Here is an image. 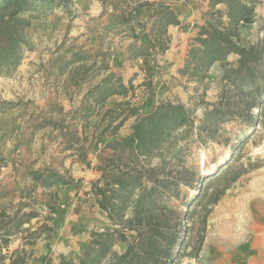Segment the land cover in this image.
<instances>
[{
	"label": "trees",
	"instance_id": "trees-1",
	"mask_svg": "<svg viewBox=\"0 0 264 264\" xmlns=\"http://www.w3.org/2000/svg\"><path fill=\"white\" fill-rule=\"evenodd\" d=\"M71 1L0 0V76H11L20 67L23 54L29 48L27 32L31 22L49 17L57 8L64 9L70 16L68 6ZM261 4L262 0H209V9L202 16V24L195 27L197 35L190 42L183 68L178 71L187 84L183 86L185 91L192 85L199 100L189 96L188 104L172 101L159 103L147 112L131 109L129 113L134 121L129 133L104 144L101 150H95L94 166L88 159V150L91 149V144L86 146L88 138L84 137L78 147L79 140L69 139L62 152L75 150L79 153L77 160L99 174L96 180L89 182L85 196H89L92 204L106 214L108 224L90 230L89 240L81 253L73 260L60 257L59 264H174L187 249L189 257L198 256L212 210L248 168L258 166L231 165L235 158L232 156L214 174L196 178V173L186 165L185 147L193 138L203 143L220 141L227 124L252 127L257 122V115L264 112V18L258 22V31L263 33L258 42L242 45L239 32L242 21L255 17ZM141 5L147 4H138ZM155 17L154 35L157 39L164 36L170 25H180L170 8L156 11ZM132 22L130 15L111 18L106 31H112L116 24L131 25ZM133 38L137 36L133 34ZM61 45L54 51L51 63L60 75L70 66L88 60L83 54L73 53L71 48L60 54ZM167 49V44L157 40L140 48L134 43L129 48V55L143 59L148 80L143 86L150 88L151 79L159 70L156 56ZM68 54L69 59L66 58ZM230 55L237 56V61H229ZM216 64L221 71L222 87L217 102L205 103L206 82ZM95 67V62L90 67L79 66L75 75L82 80ZM100 68L109 70L104 64ZM132 83L130 80L126 86L119 77L109 73L86 93L85 99L100 105L112 95L127 96L133 91ZM8 104L0 101V107ZM197 110H201L203 118L200 125L194 127ZM89 116L90 108L79 116L80 121L87 120ZM48 125L56 126L51 121L35 126L42 129ZM109 128H105L104 133ZM246 141L247 138L237 141L233 146L235 151H241ZM5 165L6 159L0 155V169ZM27 176L44 190L74 183L70 176L51 170L32 171ZM196 182V196L188 205L194 208L192 212H179L172 208L170 203L180 199L182 189H194ZM203 182L211 185L205 195L201 188ZM5 197V191H0V199ZM41 207L49 215L57 213V208L51 203L41 204ZM192 214L198 217L199 227L195 231L196 240L188 246L185 239L188 231L184 223ZM33 219L40 220V224L33 231L25 229L21 239L23 250L32 248L42 237H51L54 233L53 218L44 217L26 203H21L12 216L0 211V264H7L6 259L8 264H27L25 251L12 253L8 258L3 251H7L16 234L23 226L30 225ZM130 233L134 234L133 240L129 239ZM122 245L125 248L118 252L117 247Z\"/></svg>",
	"mask_w": 264,
	"mask_h": 264
},
{
	"label": "crops",
	"instance_id": "crops-1",
	"mask_svg": "<svg viewBox=\"0 0 264 264\" xmlns=\"http://www.w3.org/2000/svg\"><path fill=\"white\" fill-rule=\"evenodd\" d=\"M208 2L209 0H72L68 8L71 11L70 22L63 28V31H47V35L59 38L56 47L62 44L60 54L65 49L71 48L73 53L83 54L87 56L88 60L82 64L70 66L63 75H60L57 69L52 67L53 56L48 60L49 66L45 67L46 72L42 81L62 82L64 85L65 80L70 79V81L77 83V89H75L72 96L68 94V97L65 96L66 94L60 96L61 93L58 91L57 100H55L53 93L43 94L42 96L35 94L32 98L33 104L35 108H41L40 111L42 112L34 115L35 122H30L28 126L30 128L29 134L32 137H35L39 132L46 131L47 133L49 130L50 135L54 136L52 142L58 145V150L62 153L60 154L61 158H58L60 163L58 167H55L52 162L55 158H35L27 163L26 159L12 160V158L7 157L6 165L0 169V178L4 177L0 191H5L6 194L5 198L0 199V211L12 216L21 203H26L34 208L30 202L35 201L36 194L38 196L39 194L46 195L50 192L61 191L65 192L64 195L67 194L70 197L68 199H72L74 196L75 199H78L83 190L84 203L82 210L84 212L73 216L69 213L67 216L57 208V217L53 218L52 223L54 233L51 237H42L32 248L25 247L23 250L21 239L26 233L25 229L30 228V231L36 229L32 227V224L38 220L33 219L30 225L23 226L21 231L9 243L7 251H4L7 258L12 253L19 254L29 249L30 257L26 260L27 264H59L60 257L73 260L81 253L86 241L89 240L90 230L102 228L108 224L106 214L92 204L89 196H85V191L89 190V186L87 188L82 187L85 184L89 185L90 181L96 180L99 174L80 163L77 160L79 153L75 150L62 152V149L68 144L69 139L79 140L76 146L78 147L82 144L84 137H87L86 146L91 144V149L88 150V159L91 161V165L94 166L96 164L94 143L97 142H94V133L97 131L100 133L101 128L104 126H108L110 127L109 130H112L121 123L118 129L112 130L110 139H107L108 137L105 134L106 138H101L100 143L106 144L119 139V137L126 136L129 133L130 125L134 121L129 113L131 109H136L138 112H147L157 106L158 97L156 94L152 95L156 88H160L165 79L173 80L177 87L182 84L184 80L180 78L178 71L183 68L190 42L198 32L192 24L189 25L187 22L195 19L197 25H201L203 14L209 9ZM143 3L147 5L138 6V4ZM262 6L263 0L256 10L255 17L246 18L242 22L257 18L258 10ZM166 8H170L175 13L180 25H170L164 36L157 39L154 35V27L157 25L155 12ZM56 12H58L57 9L54 10L53 14ZM122 15L132 17L133 22L131 25L116 24L112 31L107 32L106 28H108L110 19ZM261 18H264V16ZM37 21L42 20L32 21L29 29L34 27ZM133 34L137 36L136 39L133 38ZM154 40L167 44L168 49L162 55L156 56L159 70L151 79L150 92L146 95L140 108H131L133 106L132 92H129L127 96L112 95L100 105L92 104L85 99L86 93L100 84L101 80L109 73H113L117 78L119 77L126 86L130 80H133V90L142 89V84L148 81L143 69V59L132 57L129 55L128 50L134 43L137 48H140L143 44H152ZM66 58L69 59L70 55L68 54ZM227 59L236 62L237 56L230 55ZM93 62L96 63V67L84 79L80 80L75 75L76 69L82 65L90 67ZM102 64L107 66L109 70L106 71L100 68ZM216 65L211 70H214ZM181 102L186 103L185 101ZM56 103L58 106L54 105ZM186 104H188V99ZM88 108H90L89 118L80 121L79 116ZM197 112L198 110L195 114ZM55 114H59L63 118L62 122L50 118ZM48 121L55 123L56 126L48 125V127L42 129H37L35 126ZM49 170L70 176L74 183L67 187L54 186L49 190H44L27 176L32 171ZM88 177H91L92 180H89ZM10 180L9 183H12V186L9 183L6 184ZM75 184H77V187H75ZM24 188L32 189V196L28 197L27 190ZM85 206L87 208H84ZM85 209L87 211L91 209L92 214L85 212ZM246 214L249 220L246 222V230L249 233L246 240L241 242L237 235L231 234L233 239L230 237L231 239L226 242V246L222 244L216 246L218 255L214 258L213 264H264V204L258 205V208L250 205V210ZM58 216L61 217L58 219ZM39 224L40 220L37 226ZM54 236L56 238H53ZM5 262L9 263L7 259Z\"/></svg>",
	"mask_w": 264,
	"mask_h": 264
},
{
	"label": "rangeland",
	"instance_id": "rangeland-1",
	"mask_svg": "<svg viewBox=\"0 0 264 264\" xmlns=\"http://www.w3.org/2000/svg\"><path fill=\"white\" fill-rule=\"evenodd\" d=\"M58 9V12L54 13L51 17L37 21L34 27L28 28L27 40L29 48L23 54L20 67L11 76H0V101L10 103L0 107V155L5 159L7 157L12 158V160L26 159L27 163H29V161L35 158H55L52 161L53 165L55 167L59 166L60 161L58 158H61L60 154L62 153L58 150V145L52 142L54 136H51L48 130L47 133L46 131L39 132L35 137H32L29 134L30 128L28 126L30 122H35L33 116L42 112L40 111L41 108H35L33 104L34 101L32 98L35 94L42 96L43 94L53 93L55 100H57L58 91L61 93L60 96L66 94L65 96L68 97V94L72 96L75 89H77V83H74L72 80L70 81V79L68 81L65 80L64 85L62 82L42 81L46 72L45 67L49 66L48 60L54 55V51L57 48L56 43L59 40L58 37L50 36L46 33L49 30L52 32L56 30L63 31V28L70 22V16L65 14L64 9ZM257 16L255 19L241 23L239 32L242 45L244 46L252 45L263 37V33H259L258 31V22L264 16V0L263 6L258 10ZM187 24H192L194 28L198 26L195 19H191ZM220 77L221 71L219 66L217 67L216 65L215 69L211 70L208 75L209 79L206 82L208 90L206 93L207 97L204 100L205 103L217 102L218 94L222 87ZM183 86H187L185 81H182V84L177 87L173 80L169 81L165 79L160 88L154 90L152 96L156 94L158 104L172 101H185L187 103L189 96H195L197 98L196 100H199L192 85L188 86L187 91H185ZM149 92L150 89L145 86L142 89L133 90L131 94L133 106L131 108H140ZM54 105L58 106L57 103ZM42 109L44 110L45 108ZM124 110L127 111L126 108ZM253 113L256 114L255 111ZM50 118L54 121L62 122L63 120L59 114H55ZM202 118L201 110H198L194 115V127L200 125ZM105 128H108V126L101 128L100 133L99 131L94 133V142L97 141L95 143L93 142L95 144L94 152L95 150L102 149L104 143H100V140L105 137V134L108 137L107 139H110L112 130H107L104 133ZM223 131V137L220 141L203 143L193 138L186 145V165L196 173V178L209 177V175L214 174L218 171L219 166L230 161L232 156L235 158L231 162V165L258 167L248 168L245 175L232 184L225 195L219 200L218 205L214 207L210 216L207 218V225L204 232L205 241L198 256L196 258L189 257L187 255L189 249H187L180 254V258L174 264H213L214 258L218 255L216 246L219 244L226 246V242L232 238L231 234L237 235V238L241 241L246 240V237L249 235L246 230V222L249 221L246 213L250 210V205L258 208V205L264 204V112L261 115H257V122L252 127L232 123L227 124ZM195 133L193 129V135ZM244 138H247L246 143L241 148V151L236 152L233 146L237 141H242ZM94 154L96 155V153ZM95 155L94 157L96 158ZM88 179L92 180L91 177H88ZM3 181L4 177L0 178V186L3 184ZM9 182L11 180L7 181L6 184ZM9 184L12 186V183ZM197 184V182L194 184V189L183 188L180 199L170 203L171 207L176 208L179 212H192L194 208H189L188 205L191 204L190 201L196 196ZM201 185L205 195L211 185L209 182H203ZM82 187L87 188L88 184ZM26 190L27 196H32L30 193L32 189ZM64 193L56 191L55 193L50 192L46 195L39 194L37 196L36 194L35 201H31L30 203L44 217L50 216L54 219L57 217V214L49 215L48 211L41 207V204L51 203L58 210H62L64 214H67V216L69 213L73 216L84 212L82 210L84 203L83 190L78 199H75V196L72 199H68L70 197L67 194L64 195ZM84 208H87V206ZM85 212L92 214L91 209L89 211L85 209ZM60 217L58 216V219ZM198 220V217L192 214L184 223L188 231L187 237L185 238L188 246H192L196 240L197 235H195V231L199 227ZM38 222L34 221L32 227L37 228ZM48 224L50 225L51 222H48ZM53 238H56V236ZM133 238L134 234H130L129 239L133 240ZM123 249L124 246L117 247L118 252H122ZM25 252L28 259L30 257V250L27 249Z\"/></svg>",
	"mask_w": 264,
	"mask_h": 264
},
{
	"label": "bare ground",
	"instance_id": "bare-ground-1",
	"mask_svg": "<svg viewBox=\"0 0 264 264\" xmlns=\"http://www.w3.org/2000/svg\"><path fill=\"white\" fill-rule=\"evenodd\" d=\"M260 187V186H259ZM248 197V196H247ZM242 242V241H241Z\"/></svg>",
	"mask_w": 264,
	"mask_h": 264
},
{
	"label": "built area",
	"instance_id": "built-area-1",
	"mask_svg": "<svg viewBox=\"0 0 264 264\" xmlns=\"http://www.w3.org/2000/svg\"><path fill=\"white\" fill-rule=\"evenodd\" d=\"M4 251H5V250H4ZM4 251H3V252H4Z\"/></svg>",
	"mask_w": 264,
	"mask_h": 264
}]
</instances>
